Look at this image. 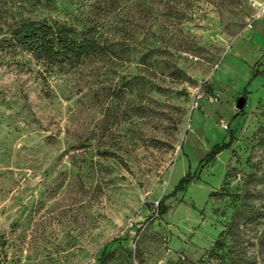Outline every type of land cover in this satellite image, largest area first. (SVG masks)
I'll return each mask as SVG.
<instances>
[{
	"label": "rangeland",
	"instance_id": "obj_1",
	"mask_svg": "<svg viewBox=\"0 0 264 264\" xmlns=\"http://www.w3.org/2000/svg\"><path fill=\"white\" fill-rule=\"evenodd\" d=\"M34 1L0 0V25L90 16L120 47L50 76L0 56V264H93L105 247L110 264L214 263L235 208L264 206V0H177L181 19L138 0ZM179 20L191 52L127 50Z\"/></svg>",
	"mask_w": 264,
	"mask_h": 264
},
{
	"label": "trees",
	"instance_id": "obj_2",
	"mask_svg": "<svg viewBox=\"0 0 264 264\" xmlns=\"http://www.w3.org/2000/svg\"><path fill=\"white\" fill-rule=\"evenodd\" d=\"M99 1L102 4L98 6L106 10L114 7L118 2L117 0ZM137 3L150 13L161 6L165 7L168 14L174 18L181 19L185 16L182 8L178 7L177 0H138ZM94 18L87 16L82 19L84 20L82 27L74 23L45 18L35 19L22 16L13 19L0 25V56L25 55L27 61H33L48 76L54 73L55 68L66 65L77 67L89 57L105 54L116 56L120 47L116 30L106 28ZM182 24L183 21L179 20L165 24L157 22L152 26L142 27L140 30L145 40H141L140 43L136 42L135 45H128L127 50L130 54H138L140 64H146L152 56L163 58L189 53L193 50V46L180 38L177 42L172 39L174 36L179 37L183 33H188L184 31ZM159 39L163 45L158 43ZM168 68V76L181 78L182 69L177 65V61H172ZM260 207L253 204L237 206L229 225L208 252V257L216 261L196 264H264V209ZM163 212L164 207L161 205L160 214ZM259 227L261 229H256L260 230L256 239L257 252L253 251L248 254V248L254 243H251L250 239H243L242 233L247 228ZM128 254L131 255L130 249ZM112 258L113 252L105 247L93 264H110Z\"/></svg>",
	"mask_w": 264,
	"mask_h": 264
},
{
	"label": "water",
	"instance_id": "obj_3",
	"mask_svg": "<svg viewBox=\"0 0 264 264\" xmlns=\"http://www.w3.org/2000/svg\"><path fill=\"white\" fill-rule=\"evenodd\" d=\"M245 103H246V96L241 95L237 98L235 106L237 109L241 110L244 107Z\"/></svg>",
	"mask_w": 264,
	"mask_h": 264
},
{
	"label": "built area",
	"instance_id": "obj_4",
	"mask_svg": "<svg viewBox=\"0 0 264 264\" xmlns=\"http://www.w3.org/2000/svg\"><path fill=\"white\" fill-rule=\"evenodd\" d=\"M261 11H264V4L261 7ZM210 100H213L212 97H210Z\"/></svg>",
	"mask_w": 264,
	"mask_h": 264
}]
</instances>
